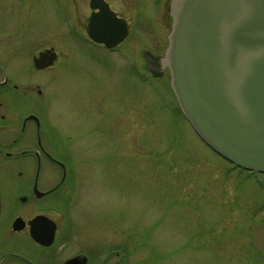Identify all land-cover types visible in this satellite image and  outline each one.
I'll return each instance as SVG.
<instances>
[{"label":"rangeland","instance_id":"1","mask_svg":"<svg viewBox=\"0 0 264 264\" xmlns=\"http://www.w3.org/2000/svg\"><path fill=\"white\" fill-rule=\"evenodd\" d=\"M132 1L143 7L138 6L140 28L136 32L133 27L126 51H153L154 44L163 45L169 33L168 28H159L162 0ZM37 2L31 9L32 30L42 23L48 45H57L63 35L60 24L74 21L70 16L74 2L43 0L42 6ZM133 5L126 16L136 24ZM111 57L105 65L85 66L76 58L66 62L63 52L65 64L56 67L64 71L62 78L66 74L75 78V84L73 79L68 84L56 80L63 91L70 88L63 100L56 96L49 103V116L60 119L62 131L82 137L96 123L94 119L105 117L103 109L111 120L110 155L90 159L88 153L97 141L89 137L77 143L85 150L75 154V166L86 173L77 189L75 212L92 218L110 215L112 235L126 232L127 264H264L251 230L264 218V175L249 177L233 171L201 142L179 108L170 76L156 81L153 88L136 75L137 54L128 63ZM92 70L95 78L102 76V82L94 84V89L101 88L95 91L106 89L105 105L100 98L101 114L94 106L98 96L88 95ZM46 86L53 90L52 83ZM91 166L96 167L94 172Z\"/></svg>","mask_w":264,"mask_h":264},{"label":"flooded vegetation","instance_id":"2","mask_svg":"<svg viewBox=\"0 0 264 264\" xmlns=\"http://www.w3.org/2000/svg\"><path fill=\"white\" fill-rule=\"evenodd\" d=\"M36 1L42 6L43 0H35L34 4L32 0H0V264H127L126 232L121 237L112 235V217L92 218L87 213L75 212L77 189L86 173V169L79 171L75 166V154L85 150L77 143L89 137V141H97L96 147L93 142L91 153L87 152L90 159L110 155L107 137H111V120L103 109L105 117L94 119L96 123L77 138L74 133L61 130L56 115L49 116V103L56 96L63 100L70 88L65 86L63 91V85H55L56 80L68 84L73 79L75 84V78L67 74L62 78L60 74L64 71L56 69L65 64L63 52L68 58L66 62L76 58L85 66L105 65L111 62L110 55L118 56L115 59L119 58L120 63H128L137 54L136 75L154 88L156 81L170 76L169 69H163L161 64L169 33L163 45L154 44L153 51L140 53L132 48L129 54L126 42L133 34V27L136 26V32L140 28L138 6L143 5H133L132 0H73L74 13L70 16L74 21L67 19V24H60L64 36L59 37L57 45H48L45 25L41 23L32 30L30 15ZM131 4L136 12V24L126 16L127 9L133 8ZM101 7H106L108 13L102 14ZM160 9L159 28H168L170 32V0H162ZM91 17L98 18L95 25L100 21L105 28L114 21L117 28L114 34L118 38L125 22L127 35L111 45L109 28L104 32V41H97L88 32ZM93 33L100 37V31ZM46 53L55 55L53 64L38 68L35 60ZM94 72L88 95L98 96L94 106L101 114L102 100L106 104V89L95 91L101 88L94 89V84L102 82V76L95 78ZM46 82L53 84L52 91ZM95 168L91 166V172ZM230 168L245 172L232 164ZM121 221L124 225L125 218Z\"/></svg>","mask_w":264,"mask_h":264},{"label":"water","instance_id":"3","mask_svg":"<svg viewBox=\"0 0 264 264\" xmlns=\"http://www.w3.org/2000/svg\"><path fill=\"white\" fill-rule=\"evenodd\" d=\"M170 14L161 64L182 112L218 154L264 173V0H170ZM97 20L91 17L88 28L93 39L104 41L109 28L111 45L127 35L125 22L118 38L114 21L105 28ZM47 54L35 60L38 68L53 64L55 55ZM252 232L257 252L264 253V221Z\"/></svg>","mask_w":264,"mask_h":264}]
</instances>
